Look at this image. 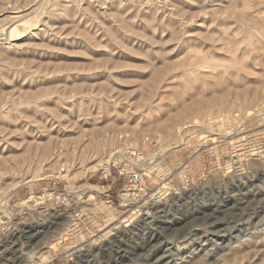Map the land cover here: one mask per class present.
I'll list each match as a JSON object with an SVG mask.
<instances>
[{
  "label": "rangeland",
  "instance_id": "1",
  "mask_svg": "<svg viewBox=\"0 0 264 264\" xmlns=\"http://www.w3.org/2000/svg\"><path fill=\"white\" fill-rule=\"evenodd\" d=\"M0 264H264V0H0Z\"/></svg>",
  "mask_w": 264,
  "mask_h": 264
},
{
  "label": "built area",
  "instance_id": "2",
  "mask_svg": "<svg viewBox=\"0 0 264 264\" xmlns=\"http://www.w3.org/2000/svg\"><path fill=\"white\" fill-rule=\"evenodd\" d=\"M142 188V175L138 171L126 173L124 175V193L126 197H136Z\"/></svg>",
  "mask_w": 264,
  "mask_h": 264
},
{
  "label": "bare ground",
  "instance_id": "3",
  "mask_svg": "<svg viewBox=\"0 0 264 264\" xmlns=\"http://www.w3.org/2000/svg\"><path fill=\"white\" fill-rule=\"evenodd\" d=\"M16 30H17V28L16 27H14V28H12L10 31H9V36L11 37V36H14L15 35V32H16ZM8 36V37H9ZM163 186V185H162ZM139 208V207H138ZM154 210V209H153ZM145 213V212H144ZM149 214H150V211H149ZM57 215V214H56ZM29 232V231H28ZM17 238V237H16ZM28 240V239H27ZM11 243V242H10ZM7 247V246H6ZM8 251V250H7ZM69 251V250H68ZM77 251V250H76ZM88 251V250H87ZM6 252V251H5ZM91 252V251H90ZM89 253V252H88ZM92 253V252H91ZM36 254V253H35ZM149 255V254H148ZM7 257V256H6ZM148 258V257H147Z\"/></svg>",
  "mask_w": 264,
  "mask_h": 264
}]
</instances>
